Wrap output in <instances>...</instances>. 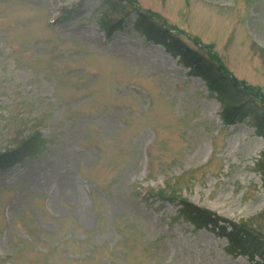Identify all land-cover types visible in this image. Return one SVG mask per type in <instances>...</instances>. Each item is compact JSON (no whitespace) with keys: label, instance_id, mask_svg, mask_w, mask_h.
Wrapping results in <instances>:
<instances>
[{"label":"rangeland","instance_id":"rangeland-1","mask_svg":"<svg viewBox=\"0 0 264 264\" xmlns=\"http://www.w3.org/2000/svg\"><path fill=\"white\" fill-rule=\"evenodd\" d=\"M178 52L264 96V0H0V153L42 138L0 163V264H264V138L224 124ZM182 200L263 255L195 228Z\"/></svg>","mask_w":264,"mask_h":264},{"label":"trees","instance_id":"trees-1","mask_svg":"<svg viewBox=\"0 0 264 264\" xmlns=\"http://www.w3.org/2000/svg\"><path fill=\"white\" fill-rule=\"evenodd\" d=\"M143 20L137 23V30L145 29L149 31L156 42L164 44V41H167L165 40L167 29L164 28V25L158 23L153 17H147ZM118 23L114 24L111 29L117 27ZM110 31V29L107 31L108 34H110ZM178 54L183 59L190 57L193 60V65L200 71V75L209 92L216 93L219 103L224 106L225 114L222 116L224 124L246 123L254 127L258 135L264 138V96L259 90L237 82L233 77L228 75L221 64H217L216 66L212 63L205 64L198 60L195 61L193 55L188 56L184 52H178ZM41 143V134L37 132L24 139L10 151L0 153V163L3 161L15 162L25 155L33 156L37 152L34 145ZM178 214L195 228L211 226V229L218 236L226 238L230 248L238 251L240 254H251L250 257L263 255L261 253L262 246L258 243L259 238L256 236L249 237L250 233L240 224L232 223L228 219L218 217L184 200L180 203Z\"/></svg>","mask_w":264,"mask_h":264}]
</instances>
